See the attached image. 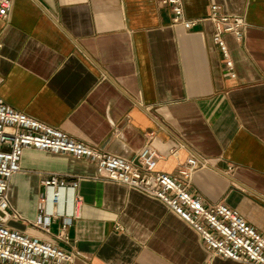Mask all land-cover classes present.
I'll return each instance as SVG.
<instances>
[{
	"label": "crops",
	"instance_id": "1",
	"mask_svg": "<svg viewBox=\"0 0 264 264\" xmlns=\"http://www.w3.org/2000/svg\"><path fill=\"white\" fill-rule=\"evenodd\" d=\"M192 30L157 0H13L0 20V98L111 156L150 144L157 170L202 165L192 192L223 202L264 235V0H183ZM212 5L241 17L224 35L235 77L212 41ZM175 154H173V153ZM9 183L7 225L74 251L73 264H242L212 256L159 200L96 177L94 162L26 149ZM49 175L78 180L68 242L34 226Z\"/></svg>",
	"mask_w": 264,
	"mask_h": 264
},
{
	"label": "built area",
	"instance_id": "2",
	"mask_svg": "<svg viewBox=\"0 0 264 264\" xmlns=\"http://www.w3.org/2000/svg\"><path fill=\"white\" fill-rule=\"evenodd\" d=\"M171 10V22L192 30L202 20L186 17L183 0H157ZM13 0H0V20H6ZM214 25L213 43L220 49L226 69L235 77L234 65L224 40L225 34L241 39L245 22L241 17L221 13L212 5L208 18ZM1 47V45H0ZM26 149L68 155L91 161L96 165V177L116 183L162 202L173 214L193 228L205 249L218 258L242 264H264V235L250 225L235 209L223 202L207 203L192 192L194 175L202 165L194 157L187 159L176 174L157 170L160 155L146 144L132 160L111 156L66 132L19 112L0 98V264H73L74 251L52 242L40 241L25 232L10 228L7 222L18 219L10 211L9 183L20 172V160ZM173 153V152H172ZM175 154V153H173ZM78 180H66L49 175L42 181L37 221L34 226L49 233L50 222L62 221L56 238L68 242L69 224L64 220L77 218L82 198L76 193Z\"/></svg>",
	"mask_w": 264,
	"mask_h": 264
}]
</instances>
